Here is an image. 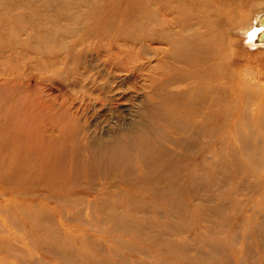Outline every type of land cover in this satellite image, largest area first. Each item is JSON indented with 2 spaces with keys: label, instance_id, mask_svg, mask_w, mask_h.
Segmentation results:
<instances>
[{
  "label": "rangeland",
  "instance_id": "374dc122",
  "mask_svg": "<svg viewBox=\"0 0 264 264\" xmlns=\"http://www.w3.org/2000/svg\"><path fill=\"white\" fill-rule=\"evenodd\" d=\"M123 1L0 0V264H264V162L253 165L246 152L228 142L224 159L213 154L217 139L231 135L230 121L219 138L209 135L207 148L181 147V160L171 162L193 175L206 163L199 183L184 177L181 184L161 186L170 173L183 174L165 167L159 172L166 176L137 191L119 184L123 191L107 201L85 194L55 200L43 186L28 188L30 172L10 165L15 155L24 160L32 137L43 135L42 141L69 107L80 123L107 140L140 112L131 101L100 104L79 97L89 87L79 79L81 72L110 45L79 30L89 26L85 19L95 8L121 15L126 7L116 6ZM238 1L239 6L225 7L237 22L234 36L219 39L224 47L233 42L232 58L228 53L225 63L264 83V41L258 40L264 0ZM69 46L78 60L66 50ZM100 69L93 68L92 76ZM129 76L118 72L116 80L124 79L125 86ZM145 91H140L143 99ZM124 94L136 96L130 90ZM239 101L241 96L234 117L240 114ZM162 125L160 118L155 129ZM84 178L90 176H80L75 193L85 186Z\"/></svg>",
  "mask_w": 264,
  "mask_h": 264
},
{
  "label": "bare ground",
  "instance_id": "6f19581e",
  "mask_svg": "<svg viewBox=\"0 0 264 264\" xmlns=\"http://www.w3.org/2000/svg\"><path fill=\"white\" fill-rule=\"evenodd\" d=\"M211 3L214 7L210 8ZM231 5L239 6L240 1L125 0L116 6L126 7L121 15L95 8L92 18L85 19L89 26L79 31L110 45L105 55L94 60L95 64L87 65L89 70L81 72L79 79L89 87L79 97L100 104L131 101L140 112L128 123H122L107 140L80 123L70 107L65 109L63 118L47 128L42 141L43 135L32 137V150L25 153L24 160L15 155L10 161L16 172L19 166L21 172H30L28 188L43 186L55 200L60 196L71 200V195L85 194L91 195L93 201H107L118 190L123 191L119 184L134 190L147 187L155 177L166 176L159 172L165 167L170 171L182 169L183 174L174 177L170 173L161 180V186L181 184L184 177L188 178L187 183H199L204 180L201 176L206 163L193 175L190 170L185 174L186 166L174 168L171 162L181 160L177 154L181 147L207 148L209 135L219 138L229 121L234 126L231 135L217 139L219 147L214 156L224 159L222 148L228 142L232 149L246 152L253 165L263 163L264 83L239 75L237 66H227L225 60L228 53L232 58L229 51L233 42L224 47L219 41L222 36L235 35L237 22L225 13V7ZM238 10L237 15L242 16L241 8ZM263 20L259 38L264 39ZM72 49L69 46L66 50L72 53ZM72 56L79 59L74 53ZM236 57L238 60L237 54ZM260 62L264 63V57ZM98 66L101 69L93 77L92 69ZM118 72L130 74L125 86L124 79L116 80ZM129 90L136 96L124 94ZM142 90L148 91L144 99ZM239 96L240 114L234 117ZM160 118L163 125L155 129ZM107 133V129L103 130L104 135ZM214 164L218 169L219 163ZM82 175L90 178H84L85 186L75 193ZM172 193L178 195L175 190ZM136 195L138 192L126 197ZM58 248L64 250L62 246Z\"/></svg>",
  "mask_w": 264,
  "mask_h": 264
},
{
  "label": "water",
  "instance_id": "95a60500",
  "mask_svg": "<svg viewBox=\"0 0 264 264\" xmlns=\"http://www.w3.org/2000/svg\"><path fill=\"white\" fill-rule=\"evenodd\" d=\"M263 20V19H262ZM261 20V21H262ZM263 22H264V20H263ZM261 42H263L264 41V39L262 38V37H260V39H259Z\"/></svg>",
  "mask_w": 264,
  "mask_h": 264
}]
</instances>
